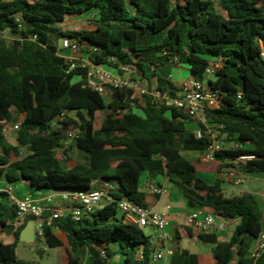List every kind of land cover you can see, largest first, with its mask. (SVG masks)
<instances>
[{
  "label": "trees",
  "instance_id": "16d2710c",
  "mask_svg": "<svg viewBox=\"0 0 264 264\" xmlns=\"http://www.w3.org/2000/svg\"><path fill=\"white\" fill-rule=\"evenodd\" d=\"M90 15L93 29L49 26L69 16ZM5 31L14 38L6 43L0 37V179L68 194L112 186V200L92 215L79 220L67 216L46 227V246L61 248L67 264H82L84 250L88 264H111L113 248L122 264H150L155 250L150 237L117 217L122 197L147 207L139 185L147 172L167 176L189 207L240 219L227 241L214 234L197 236L214 246L211 264H264V255L256 262L247 257L250 242L264 230L257 199L252 194L225 196L220 177L244 156L255 159L240 165L242 172L264 173V60L258 44V39L264 41V0H0V34ZM62 38L84 51L95 48L93 63L109 71L123 75L120 66L134 69L170 97L177 96L178 88L164 67L182 64L192 77L202 79L208 63L220 58L222 65L208 82L218 90L219 105L208 111L207 125L239 147H223L209 165L197 167L181 151L207 149L209 136L195 135L196 129H204L200 123L161 99L133 96L131 90L112 89L106 100L85 85L84 71L66 72L68 65L57 53ZM14 113L20 121L15 145L4 136V125L15 119ZM69 131H76L71 147L85 157L71 166L57 156ZM67 153L61 151L64 157ZM200 173L215 174L214 182L207 183ZM15 212L0 194V228L11 226ZM24 224L13 230L10 241L0 239L1 264H33L16 251ZM170 264L201 263L197 255L181 250L171 254Z\"/></svg>",
  "mask_w": 264,
  "mask_h": 264
},
{
  "label": "built area",
  "instance_id": "2783aa9c",
  "mask_svg": "<svg viewBox=\"0 0 264 264\" xmlns=\"http://www.w3.org/2000/svg\"><path fill=\"white\" fill-rule=\"evenodd\" d=\"M258 44L260 47V57L264 60V41L258 39ZM95 51V48L84 51L77 42L69 38H62L58 44L57 53L63 57L68 65L66 72L73 69L84 71L85 76L83 80L85 85L104 97L112 89L131 90L133 96L149 95L153 98L161 99L167 107L181 111L200 123L204 129H196V137L200 138L203 135H208L210 139L207 149L202 152V159L204 161H214L215 153L222 150L223 147L214 140L213 135L210 133L206 116L210 109H214L219 105L218 90L212 89L208 82L222 65L220 58L212 59L208 63L202 79L189 76L176 82L178 88L177 96L170 97L158 91L155 86L150 85L145 78L130 67H119L126 74L125 76L124 74H113L104 65L93 63L91 56ZM168 78L172 79L171 76H168ZM63 117L64 112L57 119L61 120ZM19 126L20 121L15 122L12 125V129L17 131ZM216 128L221 129L223 125H218ZM75 137L76 131H69L62 141L63 146H69ZM232 147L238 148L239 144L234 143ZM254 159V156L239 157L236 161L237 167L228 172L227 178L234 184H241L243 182V176L240 165ZM111 188L112 186L110 184H105L100 189L65 194L62 196L67 203L65 209H49L48 205L54 201L53 196L44 198L42 203L30 197L20 199L16 196L13 185L9 183L0 185V194H5L8 203L15 208L13 227L17 228L27 218H31L35 238L38 241H44L45 228L52 227L55 220L67 216H70L73 220H79L82 217L92 215L101 203L110 202L112 200L109 193ZM146 190L154 196H158L165 191L153 183L148 184ZM117 208L123 222L136 225L141 229L151 227L156 230L160 240H166V235L163 232L164 228L168 225L166 215L155 212L149 207H142L125 197L117 200ZM46 210H49L50 213L46 214ZM186 224L198 232L206 233L213 227L214 217L208 213L200 216V211H192L186 216ZM99 252L102 257L105 256L103 249H99ZM172 253V251L167 249L155 252L152 254L150 264H170V256ZM262 255H264V230L254 240L247 257L253 262H256Z\"/></svg>",
  "mask_w": 264,
  "mask_h": 264
},
{
  "label": "crops",
  "instance_id": "0c3cea01",
  "mask_svg": "<svg viewBox=\"0 0 264 264\" xmlns=\"http://www.w3.org/2000/svg\"><path fill=\"white\" fill-rule=\"evenodd\" d=\"M163 73L167 76H175L176 80L171 79L175 84L179 80L191 76L188 68L182 64H170L163 68ZM186 71L188 74H186ZM12 128V127H11ZM226 172L223 171L220 177L223 182L221 184V191L225 196H238L242 194H252L258 201L260 212H261V222L262 227H264V193L261 191H256L255 183L262 179L264 180V173L261 172H252V173H244L242 172L243 182L249 183L246 189H241L230 181L227 178ZM204 181L209 184H212L215 180V174H206L200 173L198 174ZM153 183L158 187L163 188L165 191L158 195L154 196L147 192L146 187L148 184ZM7 184L4 179H0V185ZM140 190L146 193V202L147 207L151 208L153 211L164 214L168 218V225L164 228V234L166 235V240L162 241L158 237V233L155 229L151 228L155 235L150 237L152 244L155 247L153 253L161 251V250H170L181 251L187 250L190 253L197 255L198 261L201 264H211L214 261L213 251L214 246L212 244L200 242L197 239L199 234H204L194 230L192 227L187 226L186 224V216L192 211H200V216L208 213L212 214L214 217V225L208 232L205 234H214L217 236L220 241H227L233 234L235 226L239 223L240 219L236 218L233 220L223 219L213 213V211L209 208L205 207H194L191 208L187 205L186 199L182 190L173 184L167 176L159 175L156 177H150L147 172H143L140 177ZM16 196L20 199L30 197L35 201L42 203L43 199L49 196L54 197V201L48 205L49 209H65L67 206L66 201L62 198L63 195L68 194L64 191H48V190H38L28 186L27 184H20L17 190H14ZM46 214H49L50 211L46 210ZM118 218H121V214L118 213ZM31 218H27L24 222V227L21 230L23 232L25 229L29 228L31 224ZM10 227L0 228V239L3 241H10L12 239L13 230L15 229L12 224ZM54 234L60 238L62 241H65V235L59 231L58 228L53 229ZM21 234V233H20ZM34 234V240L32 242H23L22 246L18 248L17 255L20 259L25 261H31L33 264H39L37 262L36 257L42 259L44 256V252L42 250H38L37 245L34 244L37 239L35 238L34 227L32 231V235ZM29 239L32 236L28 237ZM38 242V241H37ZM254 241H251L249 244L248 250L253 245ZM39 243V242H38ZM46 245V244H45ZM35 248V249H34ZM114 251V257L112 258V262L114 264H122V256L117 252L115 248L112 249ZM24 257L26 259H23ZM121 257V258H120ZM56 264H67V256L62 255ZM1 264V263H0ZM112 264V263H111Z\"/></svg>",
  "mask_w": 264,
  "mask_h": 264
},
{
  "label": "rangeland",
  "instance_id": "374dc122",
  "mask_svg": "<svg viewBox=\"0 0 264 264\" xmlns=\"http://www.w3.org/2000/svg\"><path fill=\"white\" fill-rule=\"evenodd\" d=\"M94 25L95 24L92 20V15H90L88 17L87 16H83V17L69 16L63 22H54V23L49 24L50 27L59 29L61 31L88 30V29H93ZM0 37L6 43H10V41L14 38V36L7 31L0 34ZM59 42H60V40L58 41V44H59ZM175 64H177V63H175ZM110 72H112L113 74H117L116 71L113 69H110ZM186 74H188L187 71H186ZM124 75L126 76V74H124ZM172 79L176 80L177 78H175V76H173ZM109 99H110V97H109V93H108L106 96V100H109ZM13 115H14L15 119H13L11 122L5 123V125H4V136H5L6 141L8 143L15 145L17 133L11 127L15 122H18L19 116H16L15 113ZM104 115H105V111H103L101 113V115H99L98 121H100V119ZM209 130H210V133L213 135L214 140L217 141L218 143H220L222 145V147H224V148L232 147L233 144L236 143L233 141L229 142L227 140H224L225 136L221 133H217L216 130L213 129V127H210ZM65 137H66V135H65ZM72 143L73 142H71L70 145L67 147L63 146L62 148H59L57 150L58 158L62 161V163L64 165H67V166H71L74 162H84L85 161L84 155L80 151H78L77 149L71 147ZM62 150H68L66 157H64L61 154ZM21 151H22V155H24L26 153L25 149H22ZM181 153L185 158L192 161L199 168L205 167L212 162V161H204L202 159V153H200V152L182 150ZM225 174H227V173H225ZM12 185H13L14 190H17V188L20 186L19 183L12 184ZM249 185H250L249 183H244V184H240V185H236V186L240 187L241 189H246L247 186H249ZM255 189H256V191L260 190L261 193H264V180L259 179L255 183ZM142 230H143L144 234L148 237H152L153 235H155L153 230L149 227H144ZM38 242L39 243H38L36 249L42 250L44 252V256L42 259L36 257L37 262L39 264H56L55 262L58 261V259H60L62 257L63 250L61 248H50V247L45 245L44 241H38ZM113 257H114V255H113ZM81 263L82 264H88V254H87V252H85V250L82 251V253H81ZM112 264H114V263L112 262Z\"/></svg>",
  "mask_w": 264,
  "mask_h": 264
},
{
  "label": "water",
  "instance_id": "95a60500",
  "mask_svg": "<svg viewBox=\"0 0 264 264\" xmlns=\"http://www.w3.org/2000/svg\"><path fill=\"white\" fill-rule=\"evenodd\" d=\"M32 231H33V222H31L28 229H25L23 232H21L20 237H19V242L17 243L16 250H18V248L22 246L23 242H29V241L32 242L34 240V234L32 235ZM30 236H32L31 239L28 238ZM34 244L37 245L38 242L35 241ZM21 258L26 259L24 257H21Z\"/></svg>",
  "mask_w": 264,
  "mask_h": 264
}]
</instances>
